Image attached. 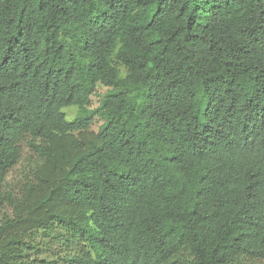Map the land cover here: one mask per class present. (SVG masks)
Returning <instances> with one entry per match:
<instances>
[{
	"label": "trees",
	"instance_id": "obj_1",
	"mask_svg": "<svg viewBox=\"0 0 264 264\" xmlns=\"http://www.w3.org/2000/svg\"><path fill=\"white\" fill-rule=\"evenodd\" d=\"M263 260L264 0H0V264Z\"/></svg>",
	"mask_w": 264,
	"mask_h": 264
},
{
	"label": "rangeland",
	"instance_id": "obj_2",
	"mask_svg": "<svg viewBox=\"0 0 264 264\" xmlns=\"http://www.w3.org/2000/svg\"><path fill=\"white\" fill-rule=\"evenodd\" d=\"M92 107H95L96 105H98V103H99V98H97V97H95V96H93L92 98ZM68 113L71 115V116H74L75 115V113H76V109H71L70 111H68ZM93 129H97V127L96 126H94L93 127ZM30 153V151H29V149H28V147L27 148H25L24 149V155L26 156V155H28ZM21 165H19V166H17L16 168V170L14 169L13 171H11V173L9 174V177H8V181L9 182H15L16 180H17V178L19 177V167H20ZM256 264H264V260L263 261H260V262H258V263H256Z\"/></svg>",
	"mask_w": 264,
	"mask_h": 264
}]
</instances>
